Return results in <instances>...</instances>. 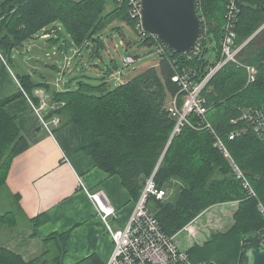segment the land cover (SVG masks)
Returning a JSON list of instances; mask_svg holds the SVG:
<instances>
[{"label":"trees","instance_id":"1","mask_svg":"<svg viewBox=\"0 0 264 264\" xmlns=\"http://www.w3.org/2000/svg\"><path fill=\"white\" fill-rule=\"evenodd\" d=\"M109 1L0 0V60L8 65L11 56L23 51L26 43L40 33H48L47 39L54 46L63 40L62 50H81L92 42L99 55L104 45L100 33L115 23H127L144 39L142 43L157 47L154 35L137 29L127 1L113 0L108 10ZM236 1L240 8L236 44L240 45L264 25V0ZM228 2L205 1L206 25L199 53L193 49L182 54L169 48L171 51L158 54V67L151 66L115 87L105 81L99 85L81 81L75 89L67 85L59 90L48 80L36 81L31 73H17L20 90L0 97V188L5 186L14 157L29 146L17 123L19 113L9 108L24 97L33 112L45 120L55 117L59 123L65 120L77 125L83 151L100 169L118 175L137 201L153 176L156 188L167 194L162 199L150 194L148 207L170 236L178 234L209 207L238 201L234 223L226 231L212 233L204 243L194 244L188 252L194 263H242L249 248L247 237L264 228V217L258 208V201L264 202V142L252 130L235 139H230L229 134L247 125L240 119L244 112L264 105V43L255 46L264 27L239 54L241 62L258 68L256 80L248 84L247 68L229 62L212 76L202 92L208 120L247 173L258 198L248 197L228 159L214 145L210 131L186 125L180 133L173 134L177 120L167 105L169 95L178 96L179 103H183L184 93L173 79L176 74L185 73L193 82H199L223 60ZM114 28L120 29V25ZM117 68H109L108 74ZM189 119L197 123L200 118L193 113ZM171 189L175 190L169 195ZM41 218L32 219L35 226L42 223ZM67 235L68 232L52 234L48 239L63 236L66 241ZM56 243L59 251L47 250L31 261L0 247V264H62L65 247L60 241ZM75 264L106 263L91 254Z\"/></svg>","mask_w":264,"mask_h":264},{"label":"crops","instance_id":"2","mask_svg":"<svg viewBox=\"0 0 264 264\" xmlns=\"http://www.w3.org/2000/svg\"><path fill=\"white\" fill-rule=\"evenodd\" d=\"M43 36L47 38L49 34ZM5 64L0 60V97L20 90L17 73ZM55 68L59 69L57 65ZM4 77H7L6 82H3ZM37 92L44 94V91ZM9 108L19 113L17 123L29 146L14 157L5 186L0 190V196L11 207L0 214L1 218L3 216L0 219V247L11 249L31 261L47 250L59 251L56 241H60L65 247L62 264H75L91 254H97L104 263L108 262L114 241L93 200L79 185V177L89 191L103 190L106 194L116 209L117 216L111 218L116 230L127 225L137 200L118 175L100 169L83 151V138L77 125L65 120L54 124L52 118L46 120L48 126L44 125L24 97L15 100ZM174 190L171 189L169 195ZM219 206L226 212L231 207L235 212L239 202ZM38 216H43L42 223L35 226L32 219ZM204 216L188 224L175 235V240L180 233L187 231L188 236L181 240L182 246L190 243L189 249L196 243H204L213 233L200 224ZM233 223L234 218L231 225ZM65 232H68L66 241L63 236L48 239L52 234Z\"/></svg>","mask_w":264,"mask_h":264},{"label":"built area","instance_id":"3","mask_svg":"<svg viewBox=\"0 0 264 264\" xmlns=\"http://www.w3.org/2000/svg\"><path fill=\"white\" fill-rule=\"evenodd\" d=\"M123 1H127L129 12L132 18L136 20L137 29L140 33L144 34L142 26V0H118L120 3ZM205 1L206 0H196V8L200 15L204 14ZM239 11L240 8L237 1L229 0L226 12V23L224 26L225 33L222 41L223 60L215 67L211 68L207 76L199 82H193V80L185 73H178L174 76V81L180 84L181 92L184 93L182 100L183 103L180 104L177 98L178 96H175L172 103L169 105V110L172 116H174L177 120L173 132L174 135L180 133L186 125H189L196 130L207 129L210 131L215 138L214 145L220 149L228 159L233 174H235L237 179L242 182L243 187L247 191L248 197L258 198V193L251 183L247 173L233 157L224 139L216 132L213 125L208 120V108L205 105V97L202 96V92L212 76L229 62H235L239 66L247 68L248 84L255 81L257 78L258 68L255 65H249L241 62L239 54L248 44L250 39L262 30L264 25L248 40L240 45H237L236 27ZM202 19L204 25H206L205 17ZM154 39L157 42L158 54L164 53L167 49L170 50L169 47L157 37L154 36ZM200 51L201 43L199 39L193 52L197 54ZM134 62L135 59L132 56H128L125 59L126 65ZM37 112H39L38 109ZM193 113L200 118L197 123H194L189 119V116ZM40 118L44 125L48 126V123L42 115H40ZM240 119L245 120L247 125L233 130L229 134L230 139H235L236 137L245 134L247 131L252 130L255 135L264 142V105L260 108L244 112ZM52 121L54 124L59 123V119L55 117ZM79 185L86 190L90 198L94 201L96 210L114 241L113 253L106 264H217L215 260H204L194 263L189 257L188 249H181L179 244L176 243L175 235L170 236L164 231L159 219L152 213L147 203L150 194H155L161 199L167 194L165 190H159L156 188L153 176L148 178L146 186L136 203L134 212L129 222L124 228L119 230L112 227L111 218L116 217L117 213L116 209L103 190H98L96 192L89 191L80 177ZM258 208L264 217L263 201H258ZM259 233L260 241L264 244V228ZM237 264L242 263L238 262Z\"/></svg>","mask_w":264,"mask_h":264},{"label":"rangeland","instance_id":"4","mask_svg":"<svg viewBox=\"0 0 264 264\" xmlns=\"http://www.w3.org/2000/svg\"><path fill=\"white\" fill-rule=\"evenodd\" d=\"M112 7L113 0H110L107 9L110 10ZM115 25H120V29L114 28ZM100 37L104 45L98 55L92 42L81 50L73 47L62 50L63 40H59L54 46L40 33L26 43L23 51L15 52L7 63L16 73H31L36 81L48 80L52 86L58 87L63 84L66 87L70 85L72 89L79 87L81 81H86L92 85H99L105 81L108 86L115 87L123 83L125 79L132 78V76L147 69L150 65L157 66L158 64L157 47L142 43L144 39L127 23L109 25L100 33ZM263 43L264 33L256 38L255 46H260ZM129 55L138 59L126 66L124 61ZM55 65L59 69H56ZM116 65L118 66L117 70L109 75L108 69H113ZM6 80L7 77H4L3 82ZM61 89L62 86L59 90ZM39 92H43V90H39ZM173 98L171 95L168 96V106L172 103ZM3 187L4 185L0 190ZM226 203L216 204L202 212L199 216H205L200 219V224L203 223L204 228L211 229L213 233L220 232V230L225 231L227 227L231 226V221L238 210L237 208L234 212L231 207H228L226 212L224 208L219 206ZM9 209H11L9 203L0 196V214ZM184 236H188L187 231L180 233L175 241L181 249L185 250L190 243L186 246L180 244Z\"/></svg>","mask_w":264,"mask_h":264},{"label":"water","instance_id":"5","mask_svg":"<svg viewBox=\"0 0 264 264\" xmlns=\"http://www.w3.org/2000/svg\"><path fill=\"white\" fill-rule=\"evenodd\" d=\"M142 5L146 32L156 35L177 53L186 54L195 48L203 31L196 0H142ZM247 239L249 248L242 264H264V244L260 241V233H252Z\"/></svg>","mask_w":264,"mask_h":264},{"label":"bare ground","instance_id":"6","mask_svg":"<svg viewBox=\"0 0 264 264\" xmlns=\"http://www.w3.org/2000/svg\"><path fill=\"white\" fill-rule=\"evenodd\" d=\"M196 9H197V8H196ZM197 12H198V10H197ZM198 13H199V12H198ZM199 15H200V13H199ZM200 17H201V19H202V18H204L205 16H204V14H201ZM205 19H206V18H205ZM202 21H203V19H202ZM142 26H143V20H142ZM203 28H204V22H203ZM143 29H144V27H143ZM144 32L147 33V34H149V35H153V34H150V33L146 32L145 29H144ZM202 33H203V31H202ZM154 36L157 37L156 35H154ZM201 36H202V34H201ZM157 38H158V37H157ZM200 38H201V37H200ZM158 39H159V38H158ZM162 42H163V41H162ZM165 44H166V43H165ZM166 45H167V44H166ZM167 46H168V45H167ZM168 47H169V46H168ZM169 48H170V47H169ZM157 53H158V49H157ZM129 56H131V55H129ZM127 57H128V56H127ZM127 57H126V58H127ZM132 57H134V56H132ZM126 58H125V59H126ZM134 59H135V61H136L138 58H137V57H134ZM124 63H125V61H124ZM125 65H126V63H125ZM129 65H130V64H129ZM129 65H126V66H129ZM93 202H94V201H93ZM135 206H136V205H135Z\"/></svg>","mask_w":264,"mask_h":264}]
</instances>
